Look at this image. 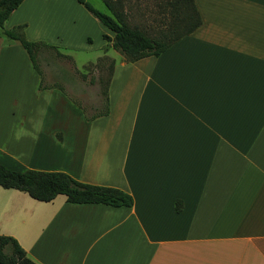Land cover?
Wrapping results in <instances>:
<instances>
[{"label": "crops", "instance_id": "obj_1", "mask_svg": "<svg viewBox=\"0 0 264 264\" xmlns=\"http://www.w3.org/2000/svg\"><path fill=\"white\" fill-rule=\"evenodd\" d=\"M193 2L202 24L135 61L76 0H23L6 19L46 49L119 52L108 55L109 112L88 120L0 36V163L133 197L39 201L0 186V234L35 263L264 264V0Z\"/></svg>", "mask_w": 264, "mask_h": 264}, {"label": "trees", "instance_id": "obj_2", "mask_svg": "<svg viewBox=\"0 0 264 264\" xmlns=\"http://www.w3.org/2000/svg\"><path fill=\"white\" fill-rule=\"evenodd\" d=\"M23 0H0V36L4 35L16 40L26 51L32 67L41 74L38 56L41 50L48 46L43 41H32L25 37L23 27L18 25L6 29L4 23L10 13ZM82 4L99 22L113 32V36L104 34L107 44L119 51L126 60L135 61L146 56H157L170 44L189 34L202 24V18L193 0H184L189 7L180 18L186 24L182 29H172L166 35L154 37L144 29L130 26L124 21L121 12L114 8L110 0H101L109 13L98 10L86 0H76ZM185 21V22H184ZM108 82L102 91V106L94 112H84L91 120L97 116L106 115L108 109ZM46 88L40 85V89ZM0 186L26 192L30 197L39 201H51L58 194L66 196V201L72 203H100L110 206H127L133 204V197L116 187L84 183L76 180L63 171H45L35 169L13 170L0 163ZM0 264H37L30 259L16 238L0 234Z\"/></svg>", "mask_w": 264, "mask_h": 264}, {"label": "rangeland", "instance_id": "obj_3", "mask_svg": "<svg viewBox=\"0 0 264 264\" xmlns=\"http://www.w3.org/2000/svg\"><path fill=\"white\" fill-rule=\"evenodd\" d=\"M86 1L98 10L109 13L101 0ZM110 1L114 4V8L122 13L126 23L144 29L154 37L166 35L172 29H182L186 26L180 20L189 9L184 0ZM92 36V44L95 45L98 38L96 35L92 34ZM103 51L102 55L94 58L99 51L69 49L57 51L43 48L38 56V65L47 84L55 83L90 112H94L95 106L98 107L102 103V91L105 89L114 63V59L108 55L119 57V52L112 48H105ZM81 74H84V77L80 76Z\"/></svg>", "mask_w": 264, "mask_h": 264}, {"label": "bare ground", "instance_id": "obj_4", "mask_svg": "<svg viewBox=\"0 0 264 264\" xmlns=\"http://www.w3.org/2000/svg\"><path fill=\"white\" fill-rule=\"evenodd\" d=\"M52 108H53V106H52ZM55 109H57V108H55ZM74 152H75V151H74ZM73 157H74V155H73ZM80 161H81V160H80ZM75 162H76V161H75ZM75 162H74V163H75ZM84 162H86V161L83 160V163H84ZM83 163H82V164H83ZM86 163H87V162H86ZM86 163H84V164H86ZM96 165H97V164H96Z\"/></svg>", "mask_w": 264, "mask_h": 264}]
</instances>
